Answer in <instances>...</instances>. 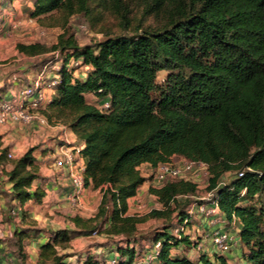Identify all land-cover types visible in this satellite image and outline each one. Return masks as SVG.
Returning <instances> with one entry per match:
<instances>
[{
	"label": "trees",
	"instance_id": "obj_1",
	"mask_svg": "<svg viewBox=\"0 0 264 264\" xmlns=\"http://www.w3.org/2000/svg\"><path fill=\"white\" fill-rule=\"evenodd\" d=\"M29 13L40 24L64 30L50 46L16 45L28 58L57 53L51 61L59 68L46 80L58 82L38 112L76 135L85 187L102 193L95 215L68 216L74 229L51 233L37 264H65L73 240L93 235L104 240L95 242V249H110L119 264H134L157 242L156 264H227L217 252L220 263L213 262L197 249L201 241L188 234L187 208L198 194L196 182L166 179L150 189L161 209L129 213L128 200L147 181L140 167L157 168L174 157L207 166V190L218 213L201 215L237 223L247 249L244 264H264V0H34ZM76 15L93 24L109 15L115 27H102L101 39L79 45L68 29ZM78 60L89 66L84 77L74 75L71 64ZM161 72L166 75L159 82ZM38 147L10 158L0 135V167H10L12 197L21 208L41 204L47 195L44 186H35L43 179ZM226 174L232 177L222 183ZM22 211L24 228L13 245L24 258L28 233L41 230L28 210ZM151 218L163 219L164 227L141 254L139 226ZM192 248L201 253L196 262L186 254ZM96 254L89 253L85 264H102Z\"/></svg>",
	"mask_w": 264,
	"mask_h": 264
},
{
	"label": "crops",
	"instance_id": "obj_2",
	"mask_svg": "<svg viewBox=\"0 0 264 264\" xmlns=\"http://www.w3.org/2000/svg\"><path fill=\"white\" fill-rule=\"evenodd\" d=\"M11 67H8L5 71L11 72L14 66ZM23 69L25 67L20 70ZM85 73L83 72L81 76L84 77ZM54 76V73L46 75V77ZM23 77L28 80L31 79L30 73H23ZM9 82H12L13 85L1 90L0 98L7 99V102L15 104L18 97L14 101L10 99L25 84L20 79ZM46 92L51 96L54 90H46ZM3 102L0 100V105ZM0 135L2 136L3 147H9L10 152L15 158L22 156L30 147L42 144V147H39L41 150L38 149L35 153L37 164L39 165V173L43 178L37 181L35 186L42 185L47 192L41 204L30 202L21 208L12 197V183L9 181L7 175L10 167L4 169L0 167V264H37L40 247L50 240L51 233L64 228L74 229V225L67 220L68 216L73 217L79 214L82 217H92L95 215L101 202L102 193L100 189L89 187L85 189L77 205H74L70 201L69 196L72 193V186L69 168L67 165L61 168L56 166V161L64 157L62 146H66L65 148L70 151L71 147L77 142L76 135L69 128L59 124L41 125L38 122L30 125L9 123L4 126L0 125ZM55 137L59 139V145L57 146H55V142L53 141ZM70 144L73 146H70ZM71 152L74 153V151ZM139 194L138 191L136 196L128 200L129 213L132 215H134L132 213L133 208L138 204ZM197 207L196 204H193L190 211L194 213V218L192 219L201 224L204 227V232H207L204 236L200 233L201 240L199 241H201L203 246H207V248L204 247L202 253H206L213 262L220 263V260L215 256V248L208 235L220 227L231 228L232 232L230 233L235 237L234 245L228 252L222 254L223 259H225L227 264H244L243 255L247 249L238 237V224L234 222L228 224L225 221L217 224L218 220H208L203 215H199ZM22 209L28 210L30 219L37 222V228L41 230L39 232L30 231L28 233L23 245L24 258L17 254V250L13 245L16 240L15 233L24 228ZM192 228L195 229L196 224L190 226L189 233ZM205 236L208 238L206 239ZM84 238L92 237H76L72 242V248L69 250L72 255L64 260L65 264H85V259L92 249L94 252L91 253H97L95 257L96 261L103 262L102 264L113 257L114 253L110 252V249L100 248L96 250L94 244L90 246L83 240ZM186 254L192 261L196 262L199 260L201 253L192 248ZM85 255L86 257L84 258Z\"/></svg>",
	"mask_w": 264,
	"mask_h": 264
},
{
	"label": "rangeland",
	"instance_id": "obj_3",
	"mask_svg": "<svg viewBox=\"0 0 264 264\" xmlns=\"http://www.w3.org/2000/svg\"><path fill=\"white\" fill-rule=\"evenodd\" d=\"M33 2L34 0H0V30H2L3 32L0 37V91L6 87H10L11 85H13L12 82H9L11 80L20 79L24 81L22 83H24L25 86L29 84L31 85L34 83L36 78H38L41 72L44 71L46 76L48 75V73L56 72L59 68L60 63H54L53 61H51L53 58L52 56L57 57V53H51L41 58H28L20 55L16 51V45L18 43L40 42L48 46L53 45L57 42L58 37L64 31L61 27H48L46 25L40 24L37 19L32 18L30 16L29 10L32 8ZM98 18L100 19L95 21L94 24L92 22H89L87 18L82 15H76L71 18L68 24V29L71 33L75 34L79 45L88 44L93 39H101L103 35L99 32L100 30H102V27H115L113 26L115 21L109 15H105V17H103L102 15ZM6 32L10 34L6 35ZM46 58L49 60L47 63L44 62ZM11 66L13 67V70H11V72L8 71L9 73L6 72L5 70ZM24 67L25 69L20 70ZM75 68H78V71L74 72L75 76H80V74L86 72V70L82 68V66H75ZM23 73H30L31 79L28 80L23 77ZM165 75V72H161L159 74V82L163 81ZM44 80L45 83L48 82L46 79ZM22 88L23 87H21L19 91L17 90L15 92V95L10 99L11 101H14L15 99H17V97H19ZM50 97L51 96L49 93H45V102L49 100ZM88 100L92 102L96 99L92 95H89ZM65 131L67 130L65 129ZM53 141L55 142V146L59 145V139H57V137L53 138ZM35 146L42 147V144ZM39 150H41V148ZM172 164L181 165L183 164V160L180 157H174L172 159ZM140 171L142 175L147 178V181L139 189V202L137 201L138 204L133 208L132 213L135 215L143 216L149 214L152 210L161 209V204L158 202L155 195L150 192V189L160 186L163 182L159 183L157 180V168H153L149 165H143L140 167ZM196 174H198L197 177ZM231 177V174H226L222 179V183L229 182ZM185 178H188L198 184V194L195 197L191 198L192 203L187 208V210H191L193 204H196V207L199 204H204L208 207L213 201V193L207 190L209 185V174L207 168H196L195 174L185 175ZM212 220H218L217 224L223 221L222 218L219 217L214 219L212 218ZM191 224H196V228L190 229V233L188 234L191 235L193 241L201 240L200 233H202L203 236L207 233L204 232V227L197 221H195V219H192ZM163 227V219L157 218H151L140 225L141 234L144 239L141 242L142 245L139 247V251L141 254H143L146 249L151 247L152 237L154 236V233L163 230ZM176 227L179 228L180 225H176ZM215 230H225L228 232H232L231 228L228 229L223 227L217 228ZM174 234H176V232ZM96 236L97 235H93L92 238H84L83 240H85L90 246H92V244H95V242L104 241L103 239ZM205 238L207 239L208 237L205 236ZM204 247L207 248V246ZM91 252H94V250L92 249L90 253ZM85 257L86 255L84 256V258Z\"/></svg>",
	"mask_w": 264,
	"mask_h": 264
},
{
	"label": "built area",
	"instance_id": "obj_4",
	"mask_svg": "<svg viewBox=\"0 0 264 264\" xmlns=\"http://www.w3.org/2000/svg\"><path fill=\"white\" fill-rule=\"evenodd\" d=\"M3 34L2 30H0V37ZM9 35L10 33H5ZM73 66H82L86 71L89 70V66L83 65L82 60L73 61ZM78 68H75V72ZM45 72H41V74L36 78L32 87L23 86L21 89L18 100L15 104L11 102H3L0 105V125L4 126L9 123H21L25 125H30L34 122H38L41 125H48L47 120L41 116L38 112L40 107L45 104V93L46 90H54V87L57 85L58 80L55 78H51L48 83H44ZM46 84V85H45ZM47 102V101H46ZM73 146V145H70ZM66 146H62L63 156L56 161L57 167H63L65 165L69 168L70 175V183L72 186V193L70 194V201L77 205L79 203L80 198L85 191V180H84V171L85 165L84 160L81 156V147L74 145L71 147V150L68 151ZM71 151H74L72 153ZM10 158H15V156L10 152ZM183 160V164L181 165H173L172 163H161L157 167V180L159 183L164 182L166 179H176L180 177H185V175H193L195 174L196 168H207V166L202 162H194ZM198 174H196L197 177ZM242 175V173L240 174ZM195 176V175H194ZM213 196V195H212ZM156 197V196H155ZM157 199V198H156ZM139 202V201H138ZM198 211L200 214L211 218L216 213H218V203L216 200H213L211 206H206L204 204L198 205ZM190 218H187L185 225L188 227L187 223L191 222L192 216L194 213L191 212ZM212 220V219H211ZM236 220V219H235ZM185 226L181 228L184 230ZM212 242L215 248V252L219 254H223L228 252L231 247L234 245L235 237L232 233L225 230H215L211 234ZM161 248V242H157L150 252H147L143 257L139 258L134 264H156L155 260L159 254ZM199 251H204V246L199 244L197 246ZM104 264H119V261L116 257H112L108 259Z\"/></svg>",
	"mask_w": 264,
	"mask_h": 264
}]
</instances>
